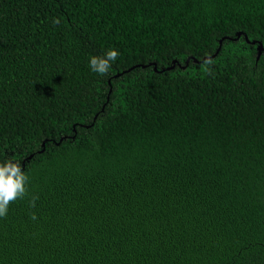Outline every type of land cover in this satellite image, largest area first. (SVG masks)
<instances>
[{
	"label": "trees",
	"instance_id": "16d2710c",
	"mask_svg": "<svg viewBox=\"0 0 264 264\" xmlns=\"http://www.w3.org/2000/svg\"><path fill=\"white\" fill-rule=\"evenodd\" d=\"M259 43L264 0H0V264H264Z\"/></svg>",
	"mask_w": 264,
	"mask_h": 264
},
{
	"label": "clouds",
	"instance_id": "9594fccd",
	"mask_svg": "<svg viewBox=\"0 0 264 264\" xmlns=\"http://www.w3.org/2000/svg\"><path fill=\"white\" fill-rule=\"evenodd\" d=\"M60 20L53 19V24L58 25ZM119 56L118 50L109 49L104 56H93L90 59V69L99 75H106L114 62ZM28 177L25 175L21 165L9 159L7 162L0 164V217H6L9 205L19 198L26 195V184ZM38 197L33 196L30 205L35 207ZM32 219L36 220L35 214Z\"/></svg>",
	"mask_w": 264,
	"mask_h": 264
},
{
	"label": "water",
	"instance_id": "95a60500",
	"mask_svg": "<svg viewBox=\"0 0 264 264\" xmlns=\"http://www.w3.org/2000/svg\"><path fill=\"white\" fill-rule=\"evenodd\" d=\"M241 36V33H238V35H237V38H239ZM246 41L247 42H249V39L246 37ZM221 42L222 41H220V44H221ZM255 42H253V44H254ZM220 51V47H219V49L217 50V52L215 53V55H213L212 56V58H214L217 54H218V52ZM258 51H259V54H261V52H263L264 51V46L261 44V43H259V47H258ZM210 57H206L205 59H203V60H208ZM195 62H201V61H198V60H194ZM188 62H189V59L187 60V64H188ZM174 66L175 65H173L171 68H174ZM134 69V67L132 68V69H130V70H133ZM168 69H170V68H168ZM154 70L155 71H158L157 70V67L154 65ZM128 72V71H127ZM118 76H120V74H118L116 77H118Z\"/></svg>",
	"mask_w": 264,
	"mask_h": 264
}]
</instances>
